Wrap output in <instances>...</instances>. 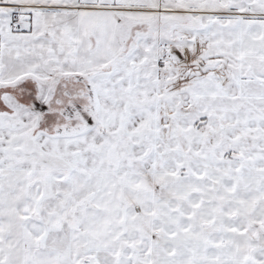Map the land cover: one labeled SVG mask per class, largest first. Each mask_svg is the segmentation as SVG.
Listing matches in <instances>:
<instances>
[{"label":"snow or ice","instance_id":"snow-or-ice-1","mask_svg":"<svg viewBox=\"0 0 264 264\" xmlns=\"http://www.w3.org/2000/svg\"><path fill=\"white\" fill-rule=\"evenodd\" d=\"M0 264H264V0H0Z\"/></svg>","mask_w":264,"mask_h":264}]
</instances>
